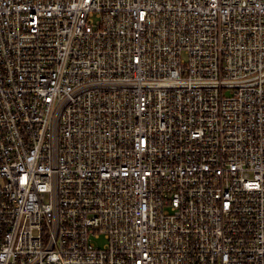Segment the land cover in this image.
<instances>
[{"label":"built area","instance_id":"built-area-1","mask_svg":"<svg viewBox=\"0 0 264 264\" xmlns=\"http://www.w3.org/2000/svg\"><path fill=\"white\" fill-rule=\"evenodd\" d=\"M0 264H264V0H0Z\"/></svg>","mask_w":264,"mask_h":264},{"label":"rangeland","instance_id":"rangeland-1","mask_svg":"<svg viewBox=\"0 0 264 264\" xmlns=\"http://www.w3.org/2000/svg\"><path fill=\"white\" fill-rule=\"evenodd\" d=\"M103 243H104L103 237H100V238L94 240V244L98 247H101L103 245Z\"/></svg>","mask_w":264,"mask_h":264}]
</instances>
